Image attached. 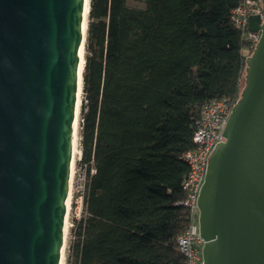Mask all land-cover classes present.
<instances>
[{
    "label": "trees",
    "instance_id": "1",
    "mask_svg": "<svg viewBox=\"0 0 264 264\" xmlns=\"http://www.w3.org/2000/svg\"><path fill=\"white\" fill-rule=\"evenodd\" d=\"M240 3L88 0L66 264H186L182 155L205 103L240 97L254 49L232 20Z\"/></svg>",
    "mask_w": 264,
    "mask_h": 264
},
{
    "label": "water",
    "instance_id": "2",
    "mask_svg": "<svg viewBox=\"0 0 264 264\" xmlns=\"http://www.w3.org/2000/svg\"><path fill=\"white\" fill-rule=\"evenodd\" d=\"M263 17L197 196L202 264H264ZM86 0H0V264H61ZM81 151L79 150V157Z\"/></svg>",
    "mask_w": 264,
    "mask_h": 264
},
{
    "label": "built area",
    "instance_id": "3",
    "mask_svg": "<svg viewBox=\"0 0 264 264\" xmlns=\"http://www.w3.org/2000/svg\"><path fill=\"white\" fill-rule=\"evenodd\" d=\"M259 14L263 17L262 5L257 0H241L232 11V20L243 30L244 39L255 46L259 32L247 31V16ZM233 103L227 100L211 99L202 108L193 134L195 147L183 153L188 165V173L182 183L184 198L178 201L188 208L190 221L185 231L177 237L178 250L186 258V264H202L201 247L203 239L198 230L197 196L203 182L207 156L218 141H224L222 131L225 127Z\"/></svg>",
    "mask_w": 264,
    "mask_h": 264
},
{
    "label": "rangeland",
    "instance_id": "4",
    "mask_svg": "<svg viewBox=\"0 0 264 264\" xmlns=\"http://www.w3.org/2000/svg\"><path fill=\"white\" fill-rule=\"evenodd\" d=\"M79 102L80 99L78 101V104ZM77 123H78V119H77ZM77 137H78V128H77ZM76 144H77L76 147L79 150L78 142ZM78 159H79V154L76 153L73 156V160H72L71 177H70V185H69L70 190H69L67 215H66V229H65L61 264H66V247L71 238L70 228L72 225L73 218L79 217L81 211V204H82L81 192L83 190L85 175H84V170L77 163Z\"/></svg>",
    "mask_w": 264,
    "mask_h": 264
},
{
    "label": "bare ground",
    "instance_id": "5",
    "mask_svg": "<svg viewBox=\"0 0 264 264\" xmlns=\"http://www.w3.org/2000/svg\"><path fill=\"white\" fill-rule=\"evenodd\" d=\"M86 5H88V0H86ZM85 12H87V8L85 10ZM82 62H83V50L81 49V67H82ZM80 90H81V80L79 79V89H78V97H77V110H78V101L80 99ZM77 119H78V115L76 117V120H75V129H74V142H73V154H72V157L78 153L79 154V150L77 149L76 147V143L78 142L77 140V127H78V123H77ZM73 160V159H72ZM69 190H70V186H69ZM68 198H69V194H68ZM67 204H68V199H67ZM66 215H67V212H66ZM65 229H66V217H65V225H64V237H65ZM64 245V243H63ZM62 253H63V247H62ZM62 256V255H61ZM62 259V257H61Z\"/></svg>",
    "mask_w": 264,
    "mask_h": 264
}]
</instances>
